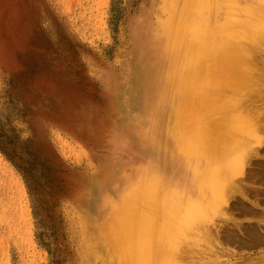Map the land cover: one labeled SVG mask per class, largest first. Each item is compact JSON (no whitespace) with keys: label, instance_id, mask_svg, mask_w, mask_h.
Returning a JSON list of instances; mask_svg holds the SVG:
<instances>
[{"label":"rangeland","instance_id":"1","mask_svg":"<svg viewBox=\"0 0 264 264\" xmlns=\"http://www.w3.org/2000/svg\"><path fill=\"white\" fill-rule=\"evenodd\" d=\"M170 2L0 0V264H117L100 230L106 204L159 144L172 148L164 113L157 139L135 133L146 115L135 86L141 25L160 30ZM261 30L250 41L259 83L246 95L262 113L260 142L226 215L191 240L193 253L184 244L180 264H264V20ZM177 57L164 69L173 82ZM184 155L165 152L172 179L188 176Z\"/></svg>","mask_w":264,"mask_h":264},{"label":"bare ground","instance_id":"2","mask_svg":"<svg viewBox=\"0 0 264 264\" xmlns=\"http://www.w3.org/2000/svg\"><path fill=\"white\" fill-rule=\"evenodd\" d=\"M168 5L160 30L147 19L141 25L135 86L145 95L146 115L135 133L145 141L157 139L154 130L164 113L167 125H174L171 137L164 136L172 148L159 144L164 148L154 153L147 171L126 178L118 198L106 204L100 230L117 264H180L184 244L192 248L191 240L199 241L196 235L206 233L212 218L226 215L224 206L239 188L236 176L260 142L262 113L246 95L259 83L250 41L263 35L264 0ZM176 56L180 68L173 82L164 69ZM166 149L185 153L188 176L172 179ZM107 192L101 186L102 197Z\"/></svg>","mask_w":264,"mask_h":264}]
</instances>
